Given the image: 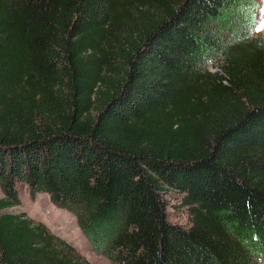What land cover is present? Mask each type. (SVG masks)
<instances>
[{
  "label": "trees",
  "instance_id": "16d2710c",
  "mask_svg": "<svg viewBox=\"0 0 264 264\" xmlns=\"http://www.w3.org/2000/svg\"><path fill=\"white\" fill-rule=\"evenodd\" d=\"M256 12L255 0H0V264H89L4 212L22 189L72 212L109 264H264ZM170 191L187 228L169 222Z\"/></svg>",
  "mask_w": 264,
  "mask_h": 264
},
{
  "label": "rangeland",
  "instance_id": "374dc122",
  "mask_svg": "<svg viewBox=\"0 0 264 264\" xmlns=\"http://www.w3.org/2000/svg\"><path fill=\"white\" fill-rule=\"evenodd\" d=\"M255 1L257 3V12L255 27L252 30L251 37L264 39V29L256 30L257 25L264 21V0ZM207 69L210 73L217 71L211 65H208ZM244 79L249 82L248 87L250 88L259 82L258 77H244ZM20 191L19 205L5 209V213L22 215L33 223L44 225L49 232L69 243L89 264H109L104 256L98 255L92 250L90 244L81 233L77 219L72 212L53 205L46 194H38L35 198H31L25 189ZM2 197L0 190V199ZM165 199L168 205L167 215L169 222L182 227H189L191 225V217L188 210L181 204V196L176 192L170 191L165 194Z\"/></svg>",
  "mask_w": 264,
  "mask_h": 264
},
{
  "label": "snow or ice",
  "instance_id": "6c2138e0",
  "mask_svg": "<svg viewBox=\"0 0 264 264\" xmlns=\"http://www.w3.org/2000/svg\"><path fill=\"white\" fill-rule=\"evenodd\" d=\"M264 29V21H261L258 25H257V29L256 30H261Z\"/></svg>",
  "mask_w": 264,
  "mask_h": 264
}]
</instances>
